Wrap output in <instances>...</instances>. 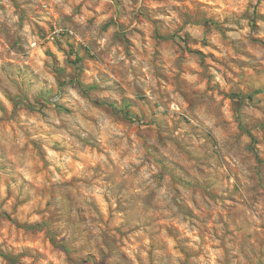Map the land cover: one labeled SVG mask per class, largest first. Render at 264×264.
Segmentation results:
<instances>
[{
	"label": "clouds",
	"instance_id": "clouds-1",
	"mask_svg": "<svg viewBox=\"0 0 264 264\" xmlns=\"http://www.w3.org/2000/svg\"><path fill=\"white\" fill-rule=\"evenodd\" d=\"M0 264H264V0H0Z\"/></svg>",
	"mask_w": 264,
	"mask_h": 264
}]
</instances>
